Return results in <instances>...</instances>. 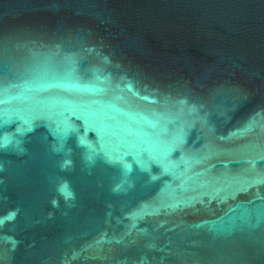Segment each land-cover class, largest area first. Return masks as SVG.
Returning <instances> with one entry per match:
<instances>
[{"label": "water", "instance_id": "water-1", "mask_svg": "<svg viewBox=\"0 0 264 264\" xmlns=\"http://www.w3.org/2000/svg\"><path fill=\"white\" fill-rule=\"evenodd\" d=\"M0 264H264V0H0Z\"/></svg>", "mask_w": 264, "mask_h": 264}, {"label": "clouds", "instance_id": "clouds-1", "mask_svg": "<svg viewBox=\"0 0 264 264\" xmlns=\"http://www.w3.org/2000/svg\"><path fill=\"white\" fill-rule=\"evenodd\" d=\"M60 191H61V192H64V188H61Z\"/></svg>", "mask_w": 264, "mask_h": 264}]
</instances>
